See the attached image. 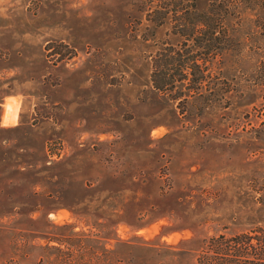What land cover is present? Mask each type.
Segmentation results:
<instances>
[{"label": "rangeland", "instance_id": "1", "mask_svg": "<svg viewBox=\"0 0 264 264\" xmlns=\"http://www.w3.org/2000/svg\"><path fill=\"white\" fill-rule=\"evenodd\" d=\"M211 1L0 0V264H196L264 228V14L193 29Z\"/></svg>", "mask_w": 264, "mask_h": 264}, {"label": "trees", "instance_id": "2", "mask_svg": "<svg viewBox=\"0 0 264 264\" xmlns=\"http://www.w3.org/2000/svg\"><path fill=\"white\" fill-rule=\"evenodd\" d=\"M243 3L251 4L257 7L264 14V0H237ZM236 0H212L209 4V8L204 11H196V21L193 25V29L197 31L201 29L209 30H224V20L233 16L238 15L239 4ZM217 2V3H216ZM183 45H187L183 43ZM170 55H172L175 62L178 63V70L183 71L187 67L188 57L184 56L187 53L179 51L174 47L169 49ZM189 53V52H188ZM169 55V56H170ZM162 56H165L163 52L159 53V56L155 59V65L151 74V80L154 85V88L158 91H169L172 92V89L177 87L174 82H166L165 72L161 68ZM191 55V60L196 57ZM196 63V61H194ZM264 65V64H262ZM199 82H193L192 91L190 96L184 91L176 89L175 92L171 95L172 99L186 101L188 97H192L195 94L192 92H198L200 86ZM259 86L262 87L264 91V68L263 75H261ZM170 86V89H168ZM260 111L264 113V103L260 105ZM261 125L264 126V120L261 122ZM264 132V129H262ZM264 134V133H263ZM213 255H197L196 264H264V228L257 227L250 231L241 232L234 234L232 236L218 235L210 239ZM209 248V247H208ZM118 264L120 261L118 260Z\"/></svg>", "mask_w": 264, "mask_h": 264}]
</instances>
